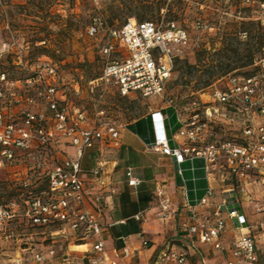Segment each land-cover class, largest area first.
Instances as JSON below:
<instances>
[{"label":"built area","instance_id":"1","mask_svg":"<svg viewBox=\"0 0 264 264\" xmlns=\"http://www.w3.org/2000/svg\"><path fill=\"white\" fill-rule=\"evenodd\" d=\"M100 29L101 23L93 20L85 35L95 38ZM108 38L126 55L108 60L117 51L113 43L104 44L99 53L107 59L93 83L103 89L113 87L121 97H163L175 60L191 43L184 29L163 21L129 20L118 29H109ZM249 69V74L235 71L218 80L222 87L214 89L208 101H192L187 116L167 101L166 109L172 111L175 127L169 125L171 116L163 109L150 111L143 119L147 135L144 151L166 157L176 166V175L184 182L187 209V214L180 217V211L171 208L163 187L155 189L157 216L161 220L179 216L180 239L177 249L161 251L153 264H192L190 254L198 257L197 264H210L197 243L210 244L216 252L228 251L231 258L224 264H264L257 255V242L264 243V56L255 59ZM55 77V68L42 63L25 82L27 87L33 83L43 87L39 96L45 101L48 117L22 111L17 123L6 121L0 112V168L13 161L16 152L32 150L33 146L44 152L59 143L65 147V153L47 172L39 193L28 192L20 201L0 203L1 264H81L86 257L89 264H112L103 238L112 224L101 223L103 196L86 192L81 161L99 144L118 148L120 128L102 121V112L97 111L91 119L84 109L58 98ZM19 84L0 73V101L9 99L14 106L34 104L33 97L22 95ZM232 114L242 120V125L234 129L227 127L232 126L227 123ZM48 122L51 125L45 128ZM188 172L205 181L199 198L191 199L185 188L184 175ZM104 173L102 164L89 172L96 179ZM125 177L128 187L140 184L130 169ZM216 192L221 196L217 204L213 202ZM232 194L244 195L252 202L254 212L261 215L258 239L245 215L231 204ZM133 219L140 221L141 215ZM227 221L238 237L224 247L219 239L226 232ZM80 247L89 248L82 252V258L71 250ZM122 252L128 256L127 249Z\"/></svg>","mask_w":264,"mask_h":264},{"label":"rangeland","instance_id":"2","mask_svg":"<svg viewBox=\"0 0 264 264\" xmlns=\"http://www.w3.org/2000/svg\"><path fill=\"white\" fill-rule=\"evenodd\" d=\"M93 20L101 23V29L89 38L85 30ZM129 20L173 22L190 37V46L175 60L161 98L121 97L115 88L93 83L107 59L99 53L104 44L113 43L117 51L108 60L126 55L108 38V30ZM248 49L254 58L264 56V0H0V73L19 81L22 95L35 100L14 106L4 99L0 112L6 121L17 123L22 111L48 117L39 96L43 87L33 82L27 87L25 82L38 66L49 63L56 71L53 83L58 98L84 109L91 119L102 112V121L124 130L150 111H166L167 101L187 116L192 101H208L213 90L222 87L218 82L222 77L235 71L249 74V67H241ZM230 117L227 123L232 126L227 127L242 125L237 115ZM33 149L16 152L15 159L0 168V203L20 201L28 192L39 193L47 172L65 153L62 143L45 152Z\"/></svg>","mask_w":264,"mask_h":264},{"label":"crops","instance_id":"3","mask_svg":"<svg viewBox=\"0 0 264 264\" xmlns=\"http://www.w3.org/2000/svg\"><path fill=\"white\" fill-rule=\"evenodd\" d=\"M120 145L109 148L97 145L87 151L81 161L82 177L89 196H103L102 218L105 229L103 238L108 260L112 264H153L158 254L167 249H177L179 242L178 217L187 213L183 200V180L176 175L173 162L157 153L144 151V140L128 129H120ZM71 153L72 150H66ZM104 165L105 173L99 178H93L89 172L99 165ZM130 169L140 184L136 188L127 186L126 171ZM185 188L190 191V198L202 196L205 181L198 175L186 173ZM163 187L171 208L179 210V216L161 220L157 216L158 207L155 189ZM261 195H259L260 198ZM221 196L215 194L213 202L217 204ZM258 198V197H257ZM231 204L245 215L252 234L258 239L261 215L252 209V202L244 195L233 194ZM90 210V206L87 205ZM141 215L140 221H135V215ZM114 229V231H113ZM116 229V230H115ZM113 231V232H112ZM112 233V234H111ZM238 237V232L227 221V229L219 241L224 247L230 245ZM143 243H146L144 246ZM196 247L210 264H224L231 258L228 251L216 252L210 244L197 243ZM128 256H123V249ZM76 256L82 258V252L87 247L72 248ZM257 255L260 263H264V243L257 242ZM81 256V257H80ZM192 264L198 263V257L190 254ZM81 264H89L87 257Z\"/></svg>","mask_w":264,"mask_h":264},{"label":"trees","instance_id":"4","mask_svg":"<svg viewBox=\"0 0 264 264\" xmlns=\"http://www.w3.org/2000/svg\"><path fill=\"white\" fill-rule=\"evenodd\" d=\"M260 57H262V56H260ZM243 58H244L245 62L241 67H249L253 64L254 60L257 59V58H254V54L251 52L250 49L246 50V53L243 56ZM232 71H234V70H232ZM165 112L171 116L170 120H169V125L175 127V118L172 115V111L170 109H167ZM128 128L130 131H132L133 133L140 136L143 140H146V137H147V135H146V124H145L144 120H141L138 123L129 126Z\"/></svg>","mask_w":264,"mask_h":264}]
</instances>
